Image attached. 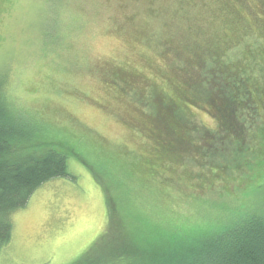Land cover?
<instances>
[{
  "label": "rangeland",
  "instance_id": "1",
  "mask_svg": "<svg viewBox=\"0 0 264 264\" xmlns=\"http://www.w3.org/2000/svg\"><path fill=\"white\" fill-rule=\"evenodd\" d=\"M220 61L264 81V0H0V87L13 110L72 149L75 175L42 183L10 214L0 264H99L125 245V226L156 243L264 206V92L253 117L236 112L239 142L218 143L214 116L189 106L192 138L209 128L213 142L144 166L158 148L159 93L172 97ZM219 77L208 86L232 78Z\"/></svg>",
  "mask_w": 264,
  "mask_h": 264
},
{
  "label": "trees",
  "instance_id": "2",
  "mask_svg": "<svg viewBox=\"0 0 264 264\" xmlns=\"http://www.w3.org/2000/svg\"><path fill=\"white\" fill-rule=\"evenodd\" d=\"M233 10L236 18H239L235 8ZM234 21L238 25V21ZM219 64L221 70L216 69L214 73L198 71L193 78L184 77L183 83H176L172 97L165 96V93L160 91L159 95L164 104L159 106L155 122L150 126L157 139L158 148L154 151L155 156L150 158L151 162L145 159L146 169L149 165L154 167L153 163H156L157 157L162 155V158H165V151L170 150L175 155V152L178 153L191 144H202V147L206 148L203 142L208 146L213 142V133L209 128L203 130L206 138L203 137L202 141L192 138V125L195 127L197 123L192 115L185 113L189 106L202 108L211 117L214 116L217 132H225V138L221 136L218 143L227 138L231 142L240 141L244 128L236 118V112L247 108L253 117L252 112L256 113L255 103L260 101L256 91L264 92V81L256 82L248 73V69L241 66H231L224 61ZM222 71L232 78L215 84L213 89L209 87L211 80L213 83L215 80L219 81ZM261 128L264 131V125ZM231 133L235 135V140L229 139ZM258 138L264 139V136L259 134ZM241 145L243 148L244 144ZM70 153V147L47 138L34 120L13 110L6 101L4 88L0 87V248L9 242L12 235L10 214L24 207L31 194L42 183L55 177L75 178L67 165ZM173 158L172 155L171 160ZM143 167L134 165L132 169L140 171ZM241 217L191 237H185L182 232H176L175 235L162 233L158 239L161 244H158L159 241L154 243L147 239H144L146 241L143 243L140 241L143 240L140 237L142 234L132 232L125 226L121 233L125 245L116 246L98 263L264 264V206L244 213ZM133 241L139 242L140 245L127 244ZM115 257L123 260L111 262L110 259Z\"/></svg>",
  "mask_w": 264,
  "mask_h": 264
}]
</instances>
